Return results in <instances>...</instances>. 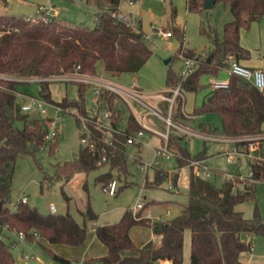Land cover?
Masks as SVG:
<instances>
[{
	"label": "trees",
	"instance_id": "obj_1",
	"mask_svg": "<svg viewBox=\"0 0 264 264\" xmlns=\"http://www.w3.org/2000/svg\"><path fill=\"white\" fill-rule=\"evenodd\" d=\"M217 1L229 8L231 19L223 24L221 33L214 26H200V31L211 43L210 48L197 52L181 45L177 49V56L192 57L195 66L186 76L168 70L165 95L171 96L170 89L177 86L181 95L182 92L206 89L202 101L194 106L191 114L217 113L221 128L201 124V130L207 134L237 138L233 143L234 149L247 153L252 140L247 137L263 131L264 90H258L240 76L228 74L227 58L229 55L238 61L249 58V50L240 44L239 33L241 29L247 30L253 21L264 17V0ZM168 2L170 16L174 20L176 7L173 0ZM203 2L186 0V10L202 11ZM85 3L100 10L96 26L92 29L52 16L26 20L23 14H0V264H14L12 244H7L3 238L6 233H22L29 240L42 237L51 244L80 246L87 234L85 218L93 220L97 217L89 199L84 210L79 211L84 218L82 223L77 222L68 211L42 213L22 201L17 202L14 210L8 207L16 159L22 154H34L44 144H48V152L52 154L58 137L45 140V119L21 110L19 93H24L22 86L29 85L24 78H38L39 98L59 106L63 111L76 109L91 120L86 122V126L92 145H82L72 160L56 163L54 174H44V180L67 182L77 173L87 175L104 167L106 169L94 178L103 190L112 180L120 181L115 194L133 185L129 180L131 160L128 158L127 139L145 128L132 111L128 113L124 126H120L118 95L107 88L100 89L102 103L110 113L107 124L117 131H109L96 124L95 116L88 113L84 97L88 83H77L73 98L65 94L56 101L51 96L49 78L52 76L74 72L95 75L98 63L110 75L136 72L151 54L141 27L113 16L119 11L121 0H85ZM170 32L182 37V30L178 27ZM225 72L228 86L214 88L211 80L221 78ZM203 76L208 78L206 83L202 82ZM181 95L175 96L171 105L173 117L182 113ZM157 105L161 113L167 112V100H160ZM74 118L79 127L78 118ZM183 139L172 125L168 127L167 149L175 160V168L178 170L187 166L189 169L187 203L176 216L165 221H149L141 216V210L133 213L127 208L119 221L95 225V236L105 245L106 252L100 257L86 259L87 263L155 264L167 259L170 264H183L184 234L187 230L190 233L188 264H244L240 256L251 250V238L261 236L264 243V217L254 200L255 182H264V150H259L260 158L250 161L248 176L225 179L221 186H216L208 178L197 174L194 166L190 165L191 160L206 159L205 150L191 155ZM133 145L136 154L132 156V161L139 162L140 142ZM167 175V172L157 170L154 179L146 181L145 186H157ZM83 187L87 190L86 182ZM62 194L68 199L63 190ZM245 201L254 203L249 218L236 209L237 204ZM134 225L150 227L156 239L136 246L129 235ZM242 234L248 239H243ZM123 250L136 254L122 257L120 252ZM50 253L55 263L71 264L72 259Z\"/></svg>",
	"mask_w": 264,
	"mask_h": 264
},
{
	"label": "rangeland",
	"instance_id": "obj_2",
	"mask_svg": "<svg viewBox=\"0 0 264 264\" xmlns=\"http://www.w3.org/2000/svg\"><path fill=\"white\" fill-rule=\"evenodd\" d=\"M121 0L119 12L129 18L131 23L139 25L145 36L148 47L151 49V54L136 72H124L118 76L110 75L103 70L102 64H97V73L95 75L84 76L85 79H80V76L73 75L74 79L65 80L60 78L51 79L50 91L54 100H60L65 94L69 98L76 96L77 83H88L89 86L84 93L85 106L88 113L95 114L96 117L102 116L105 109L100 96V89L105 88L104 83L110 82L120 88H124L134 95L120 96L118 90H112L118 95L117 105L121 109L120 126H124L126 117L130 111L137 113L139 118H142L147 112L153 111L149 105H156L161 96L165 95V76L168 70L179 74L182 66L181 55L177 56V49L183 47L192 48L197 52H202L210 48L209 39L200 31V26H214L219 33L222 31L223 24L231 19V12L222 2L217 1L212 8L202 11H187L186 0H173L176 7L174 20L170 16V5L168 0ZM51 6L56 12L55 19L70 21L74 25L92 29L96 26V16L100 14V10L85 3V0H0V14L8 15H25L38 17L40 7ZM182 30V37L173 34L170 37H165L159 30L172 31L173 28ZM169 59L168 62H165ZM227 77V73H223L221 78ZM29 85L22 86L21 90L35 97H38V78H24ZM207 76L202 77V82H207ZM98 91L97 93L95 91ZM180 92V90H179ZM206 93V89L198 92H182V113L173 117L172 109L168 101V108L165 114L159 113L150 114L146 118V122L160 132H166L167 125L164 120V115H171L173 122L172 126L178 134H181L184 139L183 143L191 153L196 154L201 150L206 153V167L210 171L209 181L216 186H221L226 179V174L232 175V178H244L249 175L250 161L260 157L258 150L249 151V154H236L233 152L231 140L220 134H210L219 139H215L206 135L201 130V124L211 127L221 128V119L217 113L208 112L202 115H196L191 119L192 114L186 112L191 111L194 106L198 105ZM178 96V95H177ZM39 98V97H38ZM185 99V100H184ZM46 102V101H45ZM47 103V102H46ZM149 104V105H147ZM47 114L53 115V109L50 104H45ZM158 108V105H157ZM132 109V110H131ZM74 110V109H73ZM72 109L57 113L59 121L58 137L54 152H48V144L42 145L34 154L20 155L14 165L13 177L10 186V196L8 207L11 210L16 208V204L21 198H27V203L30 206H35L40 212L48 213L49 203H54L56 213L69 212L79 223L83 222V216L80 210H84L87 199L97 217L93 220L85 218L87 234L84 244L95 238L97 244H102L95 237L94 226L114 223L120 220L124 211L129 208L134 210V204L139 200L144 204L142 212H147L148 209L162 213L163 219H170L176 216L184 204L187 203V179L189 169L184 166L178 170V179L174 183L172 176L176 172L175 160L169 152L161 153L156 156V151L163 148L164 138L162 142L159 136L151 133L144 134L140 139L139 162H133L132 156L136 154V147H128L129 170L131 175L129 180L133 182L132 186L124 187L109 195L102 189L100 183H95L94 178L106 168H101L97 171H92L87 175L85 173L75 174L69 181L54 180L49 182L43 179L44 174H54L56 163H62L67 160H72L78 151V148L83 144L80 142L79 127L74 118ZM186 111V112H185ZM39 117L42 115L37 111H31ZM159 116V117H158ZM161 117V118H160ZM45 119V116L42 117ZM190 120V121H189ZM107 122V120H103ZM189 122V123H188ZM177 124L187 125V130L178 128ZM264 128V123L262 124ZM264 129L261 134L247 137L252 139L254 145L264 144ZM225 137V138H222ZM131 145V144H130ZM243 149V148H242ZM248 150V149H247ZM156 160L155 163L153 161ZM205 160V159H204ZM157 170L168 172L157 186H145V182H150L154 179V174ZM86 182L87 190L84 189L83 183ZM116 180V185H119ZM242 187V184H239ZM68 197L66 199L63 194ZM254 200L258 206L261 215L264 217V182L256 181L254 190ZM37 198L39 201L37 202ZM254 203L245 201L236 205V209L242 211L244 217L249 218L252 214ZM168 206L170 213L165 214L164 209ZM131 210V211H132ZM133 213L135 211H132ZM141 212V214H142ZM138 232L135 234L137 240H141L143 235L148 234L149 227L138 226ZM243 239H248V236L242 234ZM7 244L11 245V251L14 257V264H44L54 262L50 252L65 253V255L80 256L85 246H70L63 244H51L42 237H37L34 240L23 238L21 241L10 233H6L3 237ZM15 240L13 244L12 241ZM256 246L257 251L264 246L261 236L253 237V246ZM190 247V233L185 231L184 234V264H187V256ZM67 248V249H64ZM91 249L96 250V246L92 245ZM91 251V250H90ZM248 251L244 252L242 258H245ZM87 255L90 252H87ZM32 255L26 262L23 255ZM86 264H96L87 263Z\"/></svg>",
	"mask_w": 264,
	"mask_h": 264
},
{
	"label": "built area",
	"instance_id": "obj_3",
	"mask_svg": "<svg viewBox=\"0 0 264 264\" xmlns=\"http://www.w3.org/2000/svg\"><path fill=\"white\" fill-rule=\"evenodd\" d=\"M129 2H132L131 0H129ZM52 7H40V15L38 17H31V16H26V20H35L37 18H46V17H50L52 15L51 13ZM113 16L117 19V20H121L125 23H129L132 24L129 21V18H127L126 16H124L123 14H121L119 11L116 13H113ZM98 19V17L96 18ZM159 32L164 35L165 37H170L171 36V32L170 31H163V30H159ZM145 38H148L147 35L145 36ZM182 58V66L180 69V75L182 76H186L188 74H190L195 66V60L192 57H186V56H181ZM227 62H228V70L227 73L228 74H233V75H237L240 76L246 80H248L255 88H257L258 90L263 91L264 90V71L260 68H249L243 64H241L238 60H236L232 55H229L227 58ZM68 77L73 78V75H78L80 76V79H85L86 76L88 75H84V74H80L77 72L74 73H69L67 74ZM85 76V77H84ZM211 84L214 88H226L228 86V78H214L211 80ZM105 88L109 89V90H118V92H120L121 90H123L122 88L111 84L110 82H105L104 83ZM125 91V90H123ZM170 91L172 92L171 96H161V98L163 100H167L170 103V107L174 101L175 96L177 95H181V92H179V86L170 89ZM96 93L98 92L97 90L95 91ZM114 92V91H113ZM128 92V91H125ZM130 95H134L132 92L129 93ZM20 96V108L23 112H30L31 111H37L39 112L42 117L45 116V124L47 127V132L44 135V139L45 140H51L53 139L57 133H58V128H59V121H58V116L56 115H49L47 114V111L45 109V104H47L43 99L32 96V95H28L25 93H19ZM182 96V95H181ZM50 107H52V109L55 111V113H61L64 112L59 106H55L50 104ZM73 110V109H72ZM74 111V116H76L80 122V126H79V135H80V142L83 145H92V139L90 138V131L88 129V127L86 126V122L87 121H91L88 117H85L81 114H79L77 112L76 109L73 110ZM154 113L159 115V111L155 110ZM90 116H95V114H91ZM95 123L101 126H104L107 128V130L109 131H117L116 129H113L109 126V124H107V122H103V120H109L110 118V113L108 110H104L102 113V116L100 117H96L95 116ZM164 120L165 123L167 125V130L168 127L170 125L173 124L172 120H171V116L170 113L164 115ZM122 120V118L120 119V121ZM167 130L166 132L163 134V138H164V144H163V148L162 149H158L156 151V156L161 154V153H165V152H169L171 153L168 149H167ZM144 135V129L139 130L136 134V136H130L127 139V143L128 144H133L135 142H141L140 138ZM255 142H253V140H251L249 142L248 145V151L247 154H249V151H255V150H264V144L261 145V148L259 147V145H254ZM235 153V151H233ZM260 158V157H259ZM156 160L153 161V163H155ZM190 165L194 166V169L196 171L197 174H199L200 176L207 178L210 176V171L209 169L206 167L205 163L203 160H191L190 161ZM232 178V175L227 173L226 174V179ZM116 181L112 180L111 182L108 183V185L105 187V191L109 194V195H113L115 194L116 191ZM22 202L27 203V198H21ZM143 205L142 203L138 202L135 207L134 210L141 208ZM48 209L49 212L51 213H56V207L54 205V203H49L48 205ZM10 234H13L17 240L21 241L24 238V235L22 233H16V232H9ZM32 255H28L25 254L23 255V259L26 262V260L28 258H32ZM44 264H57L55 262H48V263H44ZM71 264H86V260L85 259H72ZM155 264H169V261L167 259H163V260H159L158 262H156Z\"/></svg>",
	"mask_w": 264,
	"mask_h": 264
},
{
	"label": "crops",
	"instance_id": "obj_4",
	"mask_svg": "<svg viewBox=\"0 0 264 264\" xmlns=\"http://www.w3.org/2000/svg\"><path fill=\"white\" fill-rule=\"evenodd\" d=\"M49 7H51V6H49ZM51 13H52V15H51L52 17L56 16V12H54L53 8L51 10ZM97 17L98 16H96V18ZM239 41H240V44L242 46H244L245 48H247L249 50V53H250L249 58L248 59L239 60L240 63L245 65V66H247V67H249V68H260V69H262L264 71V17L260 18L257 21H253L251 23L250 27L247 30L241 29L240 33H239ZM53 78H60V79H65V80L73 79V78L68 77L67 74L58 75V76H52L49 79H53ZM122 89L125 90V91H128V90H126L124 88H122ZM123 90H121L119 92L120 96H124V95H127V94L130 95L129 94L130 91L125 92ZM147 105H149V104H147ZM149 106L151 107V109H153V111L147 112L142 118H139L137 113L134 112L132 109L131 110H132V113L134 114V116L136 117V119L138 120V122L145 128L144 134L151 133L153 135L159 136L160 140L162 142L163 134L165 133V131L164 132H160L157 129H155L154 127L150 126L146 122V118H148V116H150V114H153V112L155 110L159 111V109L157 108V105H156V101L154 102L153 105H149ZM186 113L187 114H191V111L186 112ZM91 114H92V112H91ZM53 115H56L54 110H53ZM190 116H191V119L195 117V115H190ZM177 125H178V128L187 130V125H182V124H177ZM262 129H264V128H262ZM206 135L211 136V137H213L215 139H219L216 136H212L210 134H206ZM262 135H264V134H262ZM222 138H225V137H222ZM227 139L231 140L233 151H235L236 154H243L244 153V152H241V151L240 152L236 151L234 149L233 143H234V141H236L237 138L227 137ZM129 146H134V145L133 144H131V145L129 144ZM203 161L206 164V159L203 160ZM178 170L176 169V172L172 176V179H173L174 183H176L177 179H178ZM167 174H169V173L167 172ZM138 202H140V201L137 200L133 207H135V205ZM142 205L143 206L141 208L136 209L135 211L143 210L145 205L144 204H142ZM164 211H165V214H169L170 213V208L168 206H166ZM141 216L144 217L145 219L149 220V221H152V222L168 220L167 218L163 219L162 213H157L156 211H153V210H150V209H148L147 212H142ZM138 226H145V225H134L129 230V235H130L131 239L134 241V243L136 244V246L140 247V246L144 245L146 242H148L149 240H155L156 239L155 236L152 233L151 228L149 227V231L150 232L148 234L143 235L141 240H137L136 237H135V234L138 232V230H136ZM96 239H97V237H96ZM251 241H252L251 250L247 252V255H246L245 258H242V255H244V252H243L241 254V256H240V260L244 264H264V246H262V249L257 251L256 246L255 245L253 246V237L251 238ZM12 243L14 244L15 240H13ZM83 244H84V242H83ZM63 245H65V244H63ZM81 245H80V247H81ZM84 245L85 246H83L84 248H82L83 251H82V254L80 256H77V255L68 256V255H65V253L63 254L61 252L57 253V254H59L61 256H64V257H66L68 259H85L86 260L88 258L100 257V256L104 255L105 252H106L105 245L103 243L102 244H97V242L95 241V238L91 239L89 242H87ZM92 245L96 246V250L95 251H94V249H91ZM64 249H67V248H64ZM183 249H184V247H183ZM86 250H87V252H90L89 254H92V255H87L88 253H86ZM120 254H121L122 257H124V256L135 255L136 253L132 252V251H129V250H123V251L120 252ZM188 263H189V253H188V256H187V264ZM169 264H170V262H169ZM183 264H184V250H183Z\"/></svg>",
	"mask_w": 264,
	"mask_h": 264
},
{
	"label": "water",
	"instance_id": "obj_5",
	"mask_svg": "<svg viewBox=\"0 0 264 264\" xmlns=\"http://www.w3.org/2000/svg\"><path fill=\"white\" fill-rule=\"evenodd\" d=\"M215 3V0H204L203 2V9L207 10L209 8H212ZM117 23V22H116ZM169 59H167L165 62H168ZM39 201V198H37V202Z\"/></svg>",
	"mask_w": 264,
	"mask_h": 264
}]
</instances>
